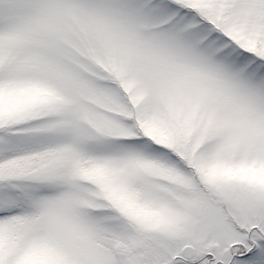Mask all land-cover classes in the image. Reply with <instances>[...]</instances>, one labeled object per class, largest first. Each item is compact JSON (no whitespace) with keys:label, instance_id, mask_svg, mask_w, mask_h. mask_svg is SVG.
<instances>
[{"label":"snow or ice","instance_id":"6c2138e0","mask_svg":"<svg viewBox=\"0 0 264 264\" xmlns=\"http://www.w3.org/2000/svg\"><path fill=\"white\" fill-rule=\"evenodd\" d=\"M0 264H264V0H0Z\"/></svg>","mask_w":264,"mask_h":264}]
</instances>
